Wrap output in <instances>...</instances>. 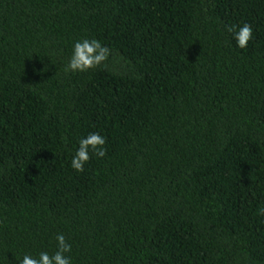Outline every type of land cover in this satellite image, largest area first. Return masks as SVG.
<instances>
[{"label":"trees","instance_id":"trees-1","mask_svg":"<svg viewBox=\"0 0 264 264\" xmlns=\"http://www.w3.org/2000/svg\"><path fill=\"white\" fill-rule=\"evenodd\" d=\"M83 38L106 67L66 73ZM57 233L73 264H264V0H0V264Z\"/></svg>","mask_w":264,"mask_h":264},{"label":"clouds","instance_id":"clouds-1","mask_svg":"<svg viewBox=\"0 0 264 264\" xmlns=\"http://www.w3.org/2000/svg\"><path fill=\"white\" fill-rule=\"evenodd\" d=\"M235 45L239 49H246L253 40V28L248 23L234 25L229 28ZM111 55L109 47L97 39L83 38L73 42L71 53L64 66L66 73H83L91 69L106 67V61ZM38 74L45 68L34 69ZM106 138L100 132H89L77 140V146L72 151L69 167L77 173L85 170V165L93 155L103 158L107 153ZM53 250H40L35 255L23 253L14 258L16 264H73L70 253L72 245L64 233H57L54 237Z\"/></svg>","mask_w":264,"mask_h":264}]
</instances>
